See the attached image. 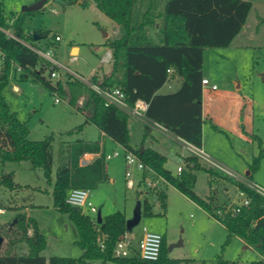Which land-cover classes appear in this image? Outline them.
<instances>
[{
	"label": "rangeland",
	"instance_id": "rangeland-1",
	"mask_svg": "<svg viewBox=\"0 0 264 264\" xmlns=\"http://www.w3.org/2000/svg\"><path fill=\"white\" fill-rule=\"evenodd\" d=\"M34 1L0 0V3L8 21L14 22L24 8ZM66 1H48L28 15L24 24L30 31L37 29L49 32L42 41L50 43L54 57L61 66L56 68L58 77H51L49 70L44 75L54 83L59 79L63 82L62 93L56 91L61 100L55 102L54 91L33 76L21 79L20 71L15 73V77L11 76V83L5 91L12 109L21 120L27 122L29 137L33 140H52L55 156L53 176L66 148L78 142L97 141L100 137L96 124L86 123L82 109L70 102V82L75 78L72 72L87 79H102L111 72L112 61L103 60L108 51L105 41L106 37L116 36L114 29L117 26L93 0H86L85 4L71 3L77 0ZM258 2L264 5V0H255V3ZM261 14L262 18L254 22V8L250 21L253 35H239L233 43L237 49L210 48L205 53L204 74L218 89L213 91L205 86L203 103L208 120L205 124L204 147L210 160L205 159L206 156L201 160L203 165L213 166L220 175L230 177L219 178L222 186L230 188L228 193H224V189L217 195L219 205L230 201L236 204L243 199L244 195L236 186L239 180L252 186H264V11ZM105 33H109V36ZM56 34L61 36V40L55 39ZM72 44L80 47L79 52L75 48L70 53ZM237 82H241L240 87L236 86ZM14 84L18 86L17 89L13 88ZM212 124L217 125L219 130L214 129ZM130 129L131 143L139 146L145 133V124L133 118ZM157 133L172 155L176 151L193 153L179 141ZM106 148L109 154L114 150L120 152L118 156L106 159L113 180L105 179L93 187L91 199L103 216L122 209L129 218L133 216L139 202L143 204L145 199L149 201L151 209L145 211L142 205L141 221L129 231L136 250L139 249L143 228L147 226L149 230L162 234L169 257L179 259V264H220L221 258L236 261L237 264H251L260 260L257 251L245 248L239 237L233 236L228 240L227 230L222 223L209 216L177 188L163 184L162 179L157 188L148 186L147 178L158 179L157 174L152 170L146 172L128 166L125 150L118 143L107 138ZM174 156L169 160V167L176 170L181 156ZM246 167L251 173H246ZM127 169L132 173L134 187L127 184ZM1 170L14 173L17 187L0 185V207L5 209L0 212V225L3 226L0 229V235L3 236L0 251H4L12 234H7L4 227L15 220L18 212H24L37 221L46 238V247L41 253L47 259L52 256H81L83 249L77 243L80 238L78 228L68 213L56 207L53 185L48 181L44 168L33 166L31 160H21L0 163V175ZM196 173L195 190L201 195L213 194L214 189H211L218 187V183L204 169ZM161 193L166 196L165 202ZM31 233L32 229L29 230ZM171 244L177 245L169 250ZM20 251H27L25 244L20 245ZM92 262L103 264L101 260Z\"/></svg>",
	"mask_w": 264,
	"mask_h": 264
},
{
	"label": "trees",
	"instance_id": "trees-1",
	"mask_svg": "<svg viewBox=\"0 0 264 264\" xmlns=\"http://www.w3.org/2000/svg\"><path fill=\"white\" fill-rule=\"evenodd\" d=\"M93 1L120 26V35L106 41L113 51L110 75L101 80L92 77L91 81L103 86H120L131 104L137 99L146 100L149 103L146 111L148 118L169 128L187 142L201 147L204 49L231 45L247 22L253 8L252 0ZM32 13L33 11L23 10L11 23L2 12L0 3V50L6 56L0 67V163L31 160L33 166L44 168L50 182L54 162L52 140L31 139L27 122L18 117L5 94L11 83V76L15 77L17 67L22 69L19 75L21 79L33 76L50 90L61 93L63 91V82L60 79L54 83L44 75L49 70L51 76V72L58 67L42 58L30 46L50 48L48 41H42V38L49 35L47 30L30 31L25 28L26 17ZM157 23L159 26H156ZM169 68H173L182 78L181 85L173 92H159L168 80ZM70 89L72 104H76L79 96L84 95L83 105L79 108L86 113V123H95L125 150L134 152L146 166V172L154 170L206 209L225 226L228 240L238 236L264 257L263 194L248 184L237 181V187L249 199V203L242 205L239 212H232L231 208L227 210V204L217 208L214 194L203 198L195 191L197 170H206L211 179L217 174L220 175L213 166H204L199 156L193 153L185 158L186 165L182 171L173 174L164 166L165 155L151 147L131 145L130 115L126 111L112 104L106 105L105 100L77 76L70 82ZM69 148L70 162H60L53 195L56 207L68 213L75 222L80 235L77 243L82 247L83 254L79 257L52 256L47 259L41 253L46 247V238L37 221L24 212H18L15 220L4 227L6 233H12L13 236H9L4 251H0V264H93L94 260H101L103 264H179V259L169 257L164 238L157 260H146L138 255H114L117 241L128 232L125 210L118 209L102 216V220L98 222V218L95 219L66 203L71 188L92 189L104 179V156L96 158L89 165L81 166L80 156L93 147L78 142ZM13 175V172L5 173L1 170L0 185L16 188ZM160 196L165 202V194L161 193ZM142 205L145 211L151 209L147 199ZM218 209L226 210L225 214L219 215ZM0 229L3 226L0 225ZM99 236L103 237L104 247L98 240ZM21 244L26 245V252L20 251ZM220 264L237 262L221 258ZM251 264H264V259Z\"/></svg>",
	"mask_w": 264,
	"mask_h": 264
},
{
	"label": "built area",
	"instance_id": "built-area-1",
	"mask_svg": "<svg viewBox=\"0 0 264 264\" xmlns=\"http://www.w3.org/2000/svg\"><path fill=\"white\" fill-rule=\"evenodd\" d=\"M9 32V31H7ZM55 39L58 41L61 39L59 35L55 36ZM42 58L48 60L51 64L56 65L57 67L61 66L60 63L56 60L54 57V52L51 48L44 49L38 46H32L30 45ZM5 54L0 50V67L5 62ZM110 53L106 54V56L103 58L104 61L109 60ZM17 71H22L21 67H17ZM174 71L173 68H169L168 72ZM75 76L78 78L84 80L86 83H88L104 100L106 105H115L119 107L120 109L126 111L128 114L139 117L141 119L148 120V117L146 115L147 108L149 106V103L144 99H137L134 104L129 103L127 100V95L124 92V90L120 86H103L100 83L93 82V81H87L81 76L77 75L75 72H72ZM52 77H58V73L56 70H53L51 72ZM202 84L208 85L213 90L217 89L216 84H211L208 78H202ZM54 101L59 102L61 100L60 96L56 91H54ZM84 102V96H80L77 100V107H81ZM125 150V149H124ZM120 152L118 150H115L112 154H107V158H111L113 156H118ZM125 160L127 165L135 166L136 168L140 170H146V166L141 161V159L132 151L125 150ZM183 167L180 166L178 168L179 173L182 171ZM151 170V169H150ZM153 171V170H152ZM154 172V171H153ZM231 173H235L231 171ZM158 179L156 178H147V184L151 188H157L158 184L160 183L161 179L164 180V178L160 175H157ZM126 177H127V184L129 187H133L135 185L132 173L130 170H126ZM237 177V176H236ZM239 178V177H237ZM236 180H239L237 179ZM242 181V180H239ZM246 183L245 181H242ZM252 188L256 189L258 192L264 195V186L257 185L252 186L249 183H246ZM91 189L88 187H73L69 190L67 197H66V203L80 209L81 211L88 213L92 215L95 219H97V213L98 208L95 206L93 200L91 199ZM242 195H244L241 192ZM249 203V199L243 196V199L236 204L227 205V210L232 209V212H239L242 205H247ZM5 209L0 207V212H4ZM88 211V212H87ZM226 210L218 209L217 213L219 215H224ZM143 236L139 241V249L136 250L133 245V239L129 235V231L126 232L116 243L115 249H114V255L117 257H127L131 255H138L143 259L146 260H157L160 257L161 253V247L163 242V236L162 234L158 232H154L148 229L147 226H144L143 228ZM99 242L101 243V246L104 247L103 244V237H98Z\"/></svg>",
	"mask_w": 264,
	"mask_h": 264
},
{
	"label": "crops",
	"instance_id": "crops-1",
	"mask_svg": "<svg viewBox=\"0 0 264 264\" xmlns=\"http://www.w3.org/2000/svg\"><path fill=\"white\" fill-rule=\"evenodd\" d=\"M48 1H50V0H47L46 1V3L48 2ZM62 3H67V1L66 0H60ZM86 0H77V1H72L71 3L73 4V2L74 3H82V4H85L86 2H85ZM252 2H253V8H252V10H251V13H250V15H249V17H248V19H247V22L245 23V25H244V27H243V29L240 31V33H238V35L233 39V41H232V43H231V45L230 46H228V47H207V48H205L204 49V52H203V57H204V59H205V53H206V51L208 50V49H210V48H215V49H220V48H222V49H226V48H235V49H237L238 47L236 46H234V42H235V39L239 36V35H241L242 33H244L247 37L248 36H251V35H253V31H252V24H250V21H251V14H252V12H253V10H254V8H255V13H256V18H254V22L259 18H262V14H261V12H263L264 11V5H259V2L258 3H255V0H252ZM45 3V4H46ZM32 4V3H31ZM44 4V5H45ZM263 11H262V10ZM259 19H258V21H259ZM11 23H13V22H11ZM259 24V23H258ZM156 26H159V23H157V25ZM114 34L116 35V36H119L120 35V26L117 24V26H116V28L114 29ZM57 35H59V34H56L55 36H57ZM60 36V35H59ZM106 36H109V33H107V35ZM115 36V37H116ZM61 37V36H60ZM107 39H111V38H109V37H106V41H107ZM61 40V39H60ZM106 41H105V44H106ZM74 48H77L78 49V52H79V50H80V47L78 46V45H76V44H72V46H71V49H70V53H72V51L74 50ZM232 52H233V50H232ZM108 53H110V58H109V60L110 61H112V57H113V51H112V48L111 47H109L108 46V51H107V54ZM78 54V53H77ZM221 55H223V56H225V54H221ZM109 60H107L106 62H108ZM110 71H112V69L110 70ZM77 75H79V76H81L80 74H78L77 72H75ZM111 73V72H110ZM110 73L108 74V75H110ZM169 73V77H168V80L164 83V85L160 88V90H159V92H163V93H167V92H173V91H175V90H177L179 87H180V85H181V82H182V78L180 77V76H178L174 71H172V72H168ZM74 75V74H73ZM107 75V76H108ZM263 75H264V73H263ZM92 76H94V75H92ZM14 77V76H13ZM82 78H84L83 76H81ZM207 78V75H205L204 74V71H203V78ZM264 78V77H263ZM85 80H87V81H91V79L89 78V79H87V78H84ZM99 80H101V78L99 79ZM205 86H208V85H203L202 84V117H203V123H202V145H201V147H197V146H195V145H193V144H191V143H189V142H187L185 139H183V138H181L180 136H178V135H176L175 133H173L169 128H167V127H165L164 125H162V124H160V123H158V122H156V121H153V120H151L150 118H148V120H145V119H141V118H139V117H135V116H132V115H130V120H129V129L131 128V120L134 118V120H140V121H142L144 124H145V133L143 134V138H142V140H141V143H140V145L139 146H142V147H151V148H153V149H155V150H157V151H159L160 153H162L163 155H165V157H166V161H165V164H164V166H165V168H167V169H169V170H171L172 171V173L173 174H179V171H178V168L180 167V166H182V167H184L185 165H186V161H185V158L187 157V156H189V155H191V154H183V152L181 153L180 151H176V152H174L176 155H178V156H181L180 157V161H178L177 162V168H176V170L174 169V168H171V167H169V160H170V158L171 157H175L174 155H172V152H170V151H168V149H167V147H166V145H165V143H164V140L162 139V137H160V135L157 133V132H160L161 133V135H165V136H167V137H169L170 139H172V140H175V141H179V143L183 146V147H185V148H187V149H190V150H192L193 151V153H196L198 156H199V158H200V160H201V158H204L205 156H206V158L205 159H208L209 158V155H208V152H207V149H205V147H204V137H205V124H206V122H207V120H208V118L206 117V113H205V109H204V103H203V101H204V92H205ZM236 86L237 87H240L241 86V82H237L236 83ZM210 87V86H209ZM13 88H18V86L16 85V84H14L13 85ZM218 89V88H217ZM217 89H215V90H217ZM211 90H213L212 88H211ZM215 90H213V91H215ZM80 96H84V95H80ZM79 96V97H80ZM78 100V99H77ZM76 107H77V101H76ZM83 113H84V115H86V113L83 111ZM89 113V112H88ZM213 125V127H214V129H216V130H219V128H218V126L217 125H215V124H212ZM97 126V125H96ZM97 128H98V131H99V135H100V137H99V139L97 140V141H90V142H87V141H85L83 144H87V145H90V146H92L93 147V149H91V150H86L81 156H80V159H79V163H80V165L81 166H85V165H89V164H91L96 158H98V157H100V156H104V162H105V166H104V172H105V177H104V179L103 180H101L99 183H101V182H103L105 179H111V180H113V178L109 175L110 173H109V170H108V167H107V163H106V159H111V158H107L106 156H107V154H109L108 152H107V138H110V139H112L110 136H108L107 134H105L98 126H97ZM157 131V132H156ZM130 132H131V129H130ZM113 141H115L114 139H112ZM116 143H118L121 147H123L119 142H117V141H115ZM130 143H131V140H130ZM131 145L132 146H134L133 145V143H131ZM139 146H134V147H139ZM124 148V147H123ZM115 151V150H114ZM192 153V154H193ZM69 155H70V148L68 147V148H66L65 149V151H63V154H62V158H60L59 159V163H58V166H59V164H60V162L61 161H65V162H70V160H69ZM113 157H115V156H113ZM54 158H55V156H54ZM62 159V160H61ZM203 160V159H202ZM201 160V163L202 164H204L203 163V161ZM208 160H210V159H208ZM58 166H57V168H58ZM205 166V165H204ZM57 168H56V171H55V176H53V172H52V174H51V179H50V184L51 185H54V182H55V180H56V172H57ZM145 171V170H144ZM154 171V170H153ZM245 171H246V173L247 174H249V173H251V171H250V169L248 168V167H246L245 168ZM155 172V171H154ZM155 174H157L156 172H155ZM158 175V174H157ZM196 175H197V173H196ZM219 178H227V177H225V176H222V175H215L214 177H213V179L215 180V182H217L218 183V187L216 186V187H214V188H212L211 190L213 191V189H214V201H215V203H216V205L218 206L217 208H219L221 205H219V203H218V197H217V195L221 192V190H222V192H223V190L225 189V192L224 193H226L227 191L229 192V190H230V188L228 187V186H222L220 183H221V181L219 180ZM126 180H127V177H126ZM134 181V180H133ZM219 181V182H218ZM98 183V184H99ZM134 183H135V181H134ZM160 183H161V181H160ZM166 184V185H170V186H173L174 188H177V187H175L174 185H172L171 183H169V182H167L165 179L163 180V184ZM97 184V185H98ZM159 185V184H158ZM135 186V185H134ZM133 186V187H134ZM237 186V185H236ZM212 187V186H211ZM178 189V188H177ZM237 189V188H236ZM179 190V189H178ZM180 191V190H179ZM196 191V190H195ZM69 192V191H68ZM181 192V191H180ZM197 192V191H196ZM227 192V193H228ZM91 193H92V189H91ZM182 193V192H181ZM198 193V192H197ZM199 194V193H198ZM185 195V194H184ZM201 197H203V198H208L211 194H207V195H201V194H199ZM186 197H188L187 195H186ZM189 198V197H188ZM190 199V198H189ZM193 203H196V202H194L192 199H190ZM234 203V201H230V202H226V203H224V204H227V205H231V204H233ZM196 205H198L199 207H202V206H200L198 203H196ZM203 208V207H202ZM204 209V208H203ZM100 211V210H99ZM204 211L209 215V216H211L209 213H208V211L206 210V209H204ZM101 212V211H100ZM126 213V212H125ZM127 215V214H126ZM101 216H103L102 215V212H101ZM211 217H213V216H211ZM127 218H129L128 217V215H127ZM223 225V224H222ZM224 226V225H223ZM225 227V226H224ZM238 237V236H237ZM240 238V237H239ZM241 239V241L245 244V248H252V249H254L252 246H250V245H248L242 238H240ZM258 253V252H257ZM258 255H259V257H260V260L261 259H264V257H263V255H261L260 253H258ZM109 264V263H108Z\"/></svg>",
	"mask_w": 264,
	"mask_h": 264
},
{
	"label": "water",
	"instance_id": "water-1",
	"mask_svg": "<svg viewBox=\"0 0 264 264\" xmlns=\"http://www.w3.org/2000/svg\"><path fill=\"white\" fill-rule=\"evenodd\" d=\"M46 3V0H37L34 1L31 5L27 6L24 8L25 11H34L37 9H40L41 7L44 6V4ZM105 35H107V33H105ZM39 35H36V38H38ZM75 49V48H74ZM43 89V88H41ZM141 217H142V203L139 202L136 206V208L134 209V213L133 216L130 218H127L126 221V227L127 230L130 231L133 229L134 226H136L137 224L140 223L141 221ZM97 218H98V222H100L102 220V216H101V212L98 211L97 213ZM3 238L0 236V244L2 243ZM182 242H179L178 244H181ZM177 245V244H171L169 247V250H172V248Z\"/></svg>",
	"mask_w": 264,
	"mask_h": 264
},
{
	"label": "flooded vegetation",
	"instance_id": "flooded-vegetation-1",
	"mask_svg": "<svg viewBox=\"0 0 264 264\" xmlns=\"http://www.w3.org/2000/svg\"><path fill=\"white\" fill-rule=\"evenodd\" d=\"M35 1H37V0H35Z\"/></svg>",
	"mask_w": 264,
	"mask_h": 264
},
{
	"label": "bare ground",
	"instance_id": "bare-ground-1",
	"mask_svg": "<svg viewBox=\"0 0 264 264\" xmlns=\"http://www.w3.org/2000/svg\"><path fill=\"white\" fill-rule=\"evenodd\" d=\"M76 50V49H75Z\"/></svg>",
	"mask_w": 264,
	"mask_h": 264
}]
</instances>
